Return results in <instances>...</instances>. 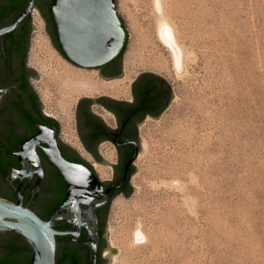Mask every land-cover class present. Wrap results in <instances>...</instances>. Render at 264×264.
<instances>
[{
	"label": "rangeland",
	"instance_id": "rangeland-1",
	"mask_svg": "<svg viewBox=\"0 0 264 264\" xmlns=\"http://www.w3.org/2000/svg\"><path fill=\"white\" fill-rule=\"evenodd\" d=\"M162 4L184 52L181 72L157 32L155 44L143 47L149 28L156 27L155 0H116L129 34L123 76L108 82L101 68L69 62L51 43L35 9L37 29L28 57L40 76L34 87L44 110L60 123L63 142L95 164L101 163L78 140L81 98L126 96L144 72L162 76L172 88L167 110L141 128L133 193L111 204L108 264H264V0ZM152 52L163 57L161 70L144 68L137 59ZM68 75H90L97 86L90 94L71 93L63 86ZM113 151L110 142L99 148L109 163ZM183 151L193 164H168L171 155ZM169 166L172 177L164 175ZM109 167H98L105 180L111 178ZM137 231L142 233L138 241Z\"/></svg>",
	"mask_w": 264,
	"mask_h": 264
},
{
	"label": "flooded vegetation",
	"instance_id": "flooded-vegetation-1",
	"mask_svg": "<svg viewBox=\"0 0 264 264\" xmlns=\"http://www.w3.org/2000/svg\"><path fill=\"white\" fill-rule=\"evenodd\" d=\"M27 2L28 0H0V28L11 24L25 9ZM50 2L51 0H35L34 8L39 12L47 33L57 46L56 35L52 33V27L55 29V26L47 15ZM33 32L31 15L21 27L0 38V135L4 143V150L0 155V187L3 188L0 189V196L5 200L17 202L16 188L21 182L19 179L14 180L13 187L8 181L9 170L21 168L16 153L23 141L38 133L39 126L57 131L58 145L63 156L70 161L81 162L93 170L103 187V193L106 194L111 187L121 183L128 162L138 147L140 149L143 124L149 118H159L169 107L173 98L171 86L167 82L136 79L126 96L102 94L98 97H85L79 102L75 121L78 140L83 149L95 161L102 162L99 148L109 142L113 146V161L109 167L111 178L105 180L98 169L103 163L86 161L73 147L65 144L57 118L43 108L42 99L33 84L36 74L28 63ZM122 68V60L117 61L114 65L102 67L101 75L108 79L106 81H113L121 75L118 73ZM145 88H150L151 91H146ZM145 94L149 97H145ZM95 107L101 109L104 114L97 113ZM42 146L37 152L43 165L44 178L39 191L32 198L31 206L43 221H48L64 201L68 189L59 171L47 159ZM49 165L57 172L51 170ZM134 169V165L129 167L131 178ZM37 181V176H34L31 182L25 180L20 190L24 204L29 202ZM130 187L129 179L121 187L113 188L108 196L116 192L114 198L95 209L99 233L97 245L86 225L93 224L92 221L85 222L81 228L76 222H56L57 231L68 233L57 237V264H107L105 228L111 204L121 195L128 196ZM66 212L61 211L60 214L64 215ZM77 231V235L72 234ZM32 255V248L22 236L9 231L0 232V264H30Z\"/></svg>",
	"mask_w": 264,
	"mask_h": 264
},
{
	"label": "water",
	"instance_id": "water-1",
	"mask_svg": "<svg viewBox=\"0 0 264 264\" xmlns=\"http://www.w3.org/2000/svg\"><path fill=\"white\" fill-rule=\"evenodd\" d=\"M34 5L35 0H28L22 13L11 24L0 28V38L21 27L23 22L28 20L33 14ZM49 10L55 26V35L60 51L50 37L51 43L75 66L87 69L102 68L116 60L122 54L125 46L127 47L129 34L123 19L118 14L116 0H53ZM36 29L37 27L33 24V31ZM52 33L54 34L53 27ZM32 70L36 74L35 79H39V73L34 68ZM121 76H123V68L118 78ZM101 77L104 80H108L102 75ZM166 82L169 84L167 80ZM1 93L2 91H0ZM2 144L4 143L0 135V155H2L4 150ZM43 144L47 146L43 147ZM40 146H42L47 159L63 177L68 189L64 201L56 208L48 221H43L31 206L32 198L39 191L44 178L43 165L37 152ZM140 150L141 145L140 149L138 147L135 155L128 162L121 183L111 187L104 194L99 178L93 170L81 162L70 161L63 156L58 145L57 131L39 126L38 133L34 137L23 141L20 145V150L16 153L19 156L21 168H11L9 170L8 181L10 184L14 187L13 181L16 179H19L21 184L16 188V203L5 200L0 196V232H14L28 242L33 252L30 264H57V237L68 234L55 229V224L59 220L79 223V228L83 227L85 222L92 221L93 224L87 223L86 225L89 228L92 240L97 245L99 233L95 209L114 198L116 192L108 196V193L113 188L121 187L129 179L131 182L129 167L131 165L135 166L140 156ZM100 158L102 162L98 161V163L111 165L101 155ZM49 166L51 170L57 172L51 165ZM136 171L137 168L135 166L134 173ZM34 176L38 177V181L31 191L29 202L24 204V197L20 190L25 180L28 179L31 182ZM130 186L131 191L126 196L127 198L134 191V187L131 184ZM0 189L3 188L0 187ZM61 211L67 212L61 215ZM72 234L77 235L78 231ZM105 245L107 248V239ZM94 257H96V249H94Z\"/></svg>",
	"mask_w": 264,
	"mask_h": 264
},
{
	"label": "bare ground",
	"instance_id": "bare-ground-1",
	"mask_svg": "<svg viewBox=\"0 0 264 264\" xmlns=\"http://www.w3.org/2000/svg\"><path fill=\"white\" fill-rule=\"evenodd\" d=\"M156 9L158 12V16L155 19L156 21V27L149 28V34L146 36V38L143 41V47L149 48L150 46H153L155 44V33L157 32V37L160 40L161 44L164 48H166L171 55L173 65L176 71L181 72L184 66V52L182 47L179 45L175 34L173 27L171 23L168 20L169 13L165 12L163 10V4L162 0H155ZM151 27V26H150ZM156 53V52H155ZM155 53H146V54H140L138 55V60L142 63L141 65L144 68H153L156 70H161V67L159 66V62L162 61V56L160 54L156 55ZM129 68L134 69V64L129 62L128 63ZM75 77L76 80H70V78ZM69 76L68 78H65L63 80V86L65 89H69L71 93H85L90 94L93 89L97 86V82L94 81V79L90 75H84V76ZM69 93V92H68ZM70 103V101H67ZM70 105V104H69ZM170 160L168 164H193L192 161L189 159V155L187 151H183L179 154H173L170 156ZM173 166H169L168 169L165 170L164 175L166 177H172V174L174 170L172 171ZM104 174H101L103 176ZM137 238L136 241L139 240L138 236L142 235V233L137 231ZM179 240L184 238V235H179ZM144 239V238H143ZM181 241V240H180ZM183 243V241H181ZM181 248L180 251L184 253L183 248Z\"/></svg>",
	"mask_w": 264,
	"mask_h": 264
},
{
	"label": "trees",
	"instance_id": "trees-1",
	"mask_svg": "<svg viewBox=\"0 0 264 264\" xmlns=\"http://www.w3.org/2000/svg\"><path fill=\"white\" fill-rule=\"evenodd\" d=\"M52 1H53V0H51V2L48 4V7H47V15L49 16L50 20H52V16H51V13H50L49 7H50ZM15 8H16V7H15ZM52 21H53V20H52ZM53 29H54V28H53ZM54 36H55V29H54ZM55 39H56V36H55ZM57 47H58V49H59V51H60L59 45H57ZM125 49H126V46H125V48H124L122 54H121L116 60H114V61H112L110 64L106 65V67H107V66L109 67V66H111V65H114L117 61H120V62H121L122 57H123V55H124V53H125ZM121 73H122V71H120V72L118 73V75H120ZM141 80H151V81H161V82H166V80H165L164 78H162V77H160V76H158V75H156V74H154V73H142V74L137 78V81H141ZM144 90H146V91H151L150 88H145ZM145 97H149V95H146V94H145ZM133 173H134V172H133ZM14 201H16V199H15Z\"/></svg>",
	"mask_w": 264,
	"mask_h": 264
}]
</instances>
